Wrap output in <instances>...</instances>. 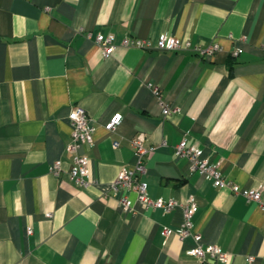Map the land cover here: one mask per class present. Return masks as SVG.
<instances>
[{"label": "crops", "instance_id": "crops-1", "mask_svg": "<svg viewBox=\"0 0 264 264\" xmlns=\"http://www.w3.org/2000/svg\"><path fill=\"white\" fill-rule=\"evenodd\" d=\"M165 33L222 49L208 58L119 46L105 59L95 41L155 43ZM165 104L180 113L164 118ZM76 107L96 127L94 145L80 149L85 185L69 173ZM140 134L155 147L149 194L178 201L171 213L142 203L125 212L112 188L135 167ZM185 135L227 181L264 186V0H0V264H222L189 256L192 237L162 235L183 226L191 197L205 246L221 247L229 264H264V209L178 158Z\"/></svg>", "mask_w": 264, "mask_h": 264}, {"label": "built area", "instance_id": "built-area-1", "mask_svg": "<svg viewBox=\"0 0 264 264\" xmlns=\"http://www.w3.org/2000/svg\"><path fill=\"white\" fill-rule=\"evenodd\" d=\"M95 41L103 50L105 59H110L119 46L125 48L135 47L143 50L157 49L160 51L194 49L199 55L208 58L213 57L222 49L218 43L193 47L190 41L175 38L169 33L162 34L155 43L150 40H139L130 36L124 37L119 42L115 35L104 34H98ZM239 53L240 50H237L235 54L238 55ZM152 87H154V93L161 96L159 88L153 85ZM179 113L180 110L178 108H170L168 105H164V118L167 119ZM69 120L73 127L72 141L67 147V151L73 155V164L69 172L70 178L80 185H85L86 179L89 176L90 161L87 156L80 153V149L84 146L92 147L94 145L96 127L82 107H76L70 113ZM122 121L123 116L121 114L116 115L106 126L107 130L113 132ZM132 145L137 159L136 165L134 168L124 167L112 185V188L119 195V203L122 210L133 212L135 204L142 203L147 207L161 210L165 214L173 212L180 206V203L174 199L152 198L149 194V184L145 180V157L149 153L154 152L155 147L147 145V138L143 134L136 136L132 140ZM114 146L118 148L120 143L115 142ZM176 156L188 159L191 163L192 171L198 172L205 179L209 180L214 187L229 188L235 196H243L248 201L255 202L264 209L263 185L255 189H243L238 184L227 181L217 165L211 164L209 160L203 158V150L195 143L190 142L188 135H185L184 139L176 147ZM51 170L56 176H61L64 171L63 162L57 161ZM197 211L198 203L195 197H191L184 206L185 221L183 226L179 229L164 228L162 231L163 237L167 239L172 234L179 235L182 240L192 237L196 246L187 252L189 256L196 257L201 262L212 259L222 264H229L231 259L228 253L224 252L217 245L205 246L202 235L194 231V217ZM32 232V229H29V233L31 234ZM252 260L250 258V262Z\"/></svg>", "mask_w": 264, "mask_h": 264}]
</instances>
